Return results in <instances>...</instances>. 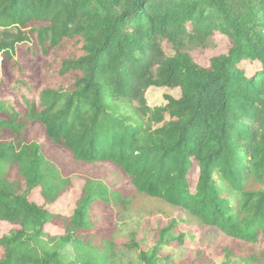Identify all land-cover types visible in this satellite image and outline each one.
Wrapping results in <instances>:
<instances>
[{"label": "trees", "instance_id": "1", "mask_svg": "<svg viewBox=\"0 0 264 264\" xmlns=\"http://www.w3.org/2000/svg\"><path fill=\"white\" fill-rule=\"evenodd\" d=\"M137 200L185 214L146 251L118 241ZM0 223V264H175L182 224L216 236L184 264H264V0H0Z\"/></svg>", "mask_w": 264, "mask_h": 264}, {"label": "rangeland", "instance_id": "2", "mask_svg": "<svg viewBox=\"0 0 264 264\" xmlns=\"http://www.w3.org/2000/svg\"><path fill=\"white\" fill-rule=\"evenodd\" d=\"M189 48L190 47H188L187 50ZM207 48V50H197L199 52H194V56L201 64H206L211 57L216 56L221 52L227 51V41L225 39H221L218 41L217 44H213L211 46L209 45V47ZM166 51H169V49L167 48ZM188 52H190V50ZM165 96H171L174 99H178L180 97V90L177 88H149L145 94L146 101L151 107L163 105L165 102ZM67 164H70V162H67ZM69 169V177L71 179L72 184L70 190L58 202L49 207L52 213L61 215L63 217H69L72 214L75 208V203L79 198L80 191L82 188V177L86 174L85 169L77 168L74 164L69 165ZM96 169L99 170V172L97 173L101 176L107 175V173H109V167L107 168V166L104 165L97 166ZM195 178L196 169L194 167L191 171V188H193ZM105 181L107 182L108 179ZM31 200L37 205H42L43 203V200L40 198L38 191L33 192ZM141 207H147L146 214L144 216L139 211ZM184 217V212L180 210L168 208L159 205L156 202H143L141 200H137V202H133L130 212L128 214H125L124 219L120 222L121 233L118 240L119 245L127 242L128 236L130 235V233H128V230L131 229V232L136 231V240L140 246V249L146 251L153 246V237L156 229L165 227L167 223L172 219L179 220ZM10 229L11 227L8 224L0 223V237L2 235H5ZM45 231L50 236L62 234V231L60 229L52 225L46 226ZM179 234L185 236L183 244L184 249L181 250L180 253H169L174 256L176 255V257L172 259L175 264H184L189 262L194 257V252H196L197 250H206L207 245L210 242L213 243V240H215L216 238L214 232L210 231L207 233L206 237L204 236L202 240H199L196 226L191 224H182L179 229ZM189 234L191 237H187ZM222 241L224 242L223 244H221L222 246L227 244V240ZM221 247L218 248V252H221ZM240 253L241 251L239 250L234 251V258L231 259L229 264H243V262L239 260ZM207 255V257H209L214 264H222V262L224 261L223 257L217 256L214 252H207ZM131 257L132 259H134V256Z\"/></svg>", "mask_w": 264, "mask_h": 264}]
</instances>
